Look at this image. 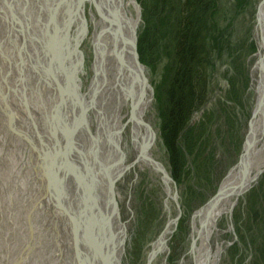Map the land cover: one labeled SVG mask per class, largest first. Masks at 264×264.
Instances as JSON below:
<instances>
[{
    "label": "bare ground",
    "instance_id": "obj_1",
    "mask_svg": "<svg viewBox=\"0 0 264 264\" xmlns=\"http://www.w3.org/2000/svg\"><path fill=\"white\" fill-rule=\"evenodd\" d=\"M256 9L251 118L218 195L191 217L192 264L216 263L218 223L264 172V0ZM87 17L94 60L81 93ZM139 24L135 0H0V264H121L127 225L116 183L146 168L162 183L166 215L146 264L166 253L179 208L175 183L152 154L153 98L132 64Z\"/></svg>",
    "mask_w": 264,
    "mask_h": 264
},
{
    "label": "rangeland",
    "instance_id": "obj_2",
    "mask_svg": "<svg viewBox=\"0 0 264 264\" xmlns=\"http://www.w3.org/2000/svg\"><path fill=\"white\" fill-rule=\"evenodd\" d=\"M141 21L137 39L142 28ZM260 0H218L215 10V42L210 43V66L206 71L204 101L192 114L189 126L193 135L182 146L186 162L180 172L174 174L167 149L160 134L157 112V91L163 73V64L144 65L145 76L152 88V110L147 118L157 134L153 156L166 168L176 186L179 217L167 239V251L155 264H192L190 260V222L192 215L203 207L218 192L219 185L228 171L236 165L242 153L248 122L255 102L251 67L257 53L256 7ZM86 2V9L93 7ZM85 9V8H84ZM85 11V10H84ZM87 16V13H86ZM87 37L80 45L83 52V72L78 75L80 91L85 93L92 77L94 60L91 46L92 21L87 17ZM140 60V59H139ZM150 65V64H149ZM88 115L94 118L89 110ZM148 121V120H147ZM149 122V121H148ZM93 130V125H90ZM129 126L122 132L124 143L129 139ZM126 153V151H125ZM131 158L127 156L126 165ZM140 175V176H139ZM173 175V177H172ZM264 172L238 199L228 217L218 223L220 230L217 243L223 252L215 264H264V222L256 218L264 213V200L250 211V196L258 191ZM120 198L116 203L120 219L127 225L125 251L121 264H146L150 245L156 240L166 222L163 209V186L154 171L147 168L138 171V176L123 177L116 183ZM174 204L171 215L175 216ZM257 215V216H256ZM264 219V218H263ZM254 220V221H253ZM228 225L232 226L229 231ZM216 242L212 241V247Z\"/></svg>",
    "mask_w": 264,
    "mask_h": 264
},
{
    "label": "trees",
    "instance_id": "obj_3",
    "mask_svg": "<svg viewBox=\"0 0 264 264\" xmlns=\"http://www.w3.org/2000/svg\"><path fill=\"white\" fill-rule=\"evenodd\" d=\"M217 1L145 0L142 4L137 52L144 65L163 64L157 112L161 138L175 175L187 163L181 147L188 146L186 142L193 135L189 120L204 101L206 71L211 62L209 44L216 40ZM260 199L264 200V178L257 193L250 196V211L256 210ZM258 215L264 218V213ZM263 218L256 220L264 222Z\"/></svg>",
    "mask_w": 264,
    "mask_h": 264
},
{
    "label": "water",
    "instance_id": "obj_4",
    "mask_svg": "<svg viewBox=\"0 0 264 264\" xmlns=\"http://www.w3.org/2000/svg\"><path fill=\"white\" fill-rule=\"evenodd\" d=\"M135 4L136 6L138 7V12H139V18H140V21H141V14H140V7L139 5L136 3L135 1ZM134 42H132V47H133V50L131 52V58H132V64L133 66L137 69V77L138 79H140V81H142L141 83L143 84V89H147V91H150V94H151V98L153 97V93H152V88L151 86H149L148 82H147V78L145 76V68L144 66L140 63V60H139V55H138V52H137V36L136 38H134L133 40ZM144 73V74H143ZM130 167V164L127 165L126 168H129ZM113 183L110 185V194L112 196L113 195ZM218 195V192L216 193L215 196H213L208 202H210L214 197H216ZM114 202V201H113ZM207 202V203H208ZM206 203V204H207ZM114 206H116V204L114 203Z\"/></svg>",
    "mask_w": 264,
    "mask_h": 264
}]
</instances>
